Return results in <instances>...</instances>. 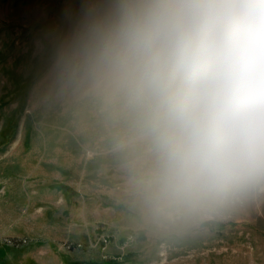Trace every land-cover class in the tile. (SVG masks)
Here are the masks:
<instances>
[{
    "label": "rangeland",
    "instance_id": "rangeland-1",
    "mask_svg": "<svg viewBox=\"0 0 264 264\" xmlns=\"http://www.w3.org/2000/svg\"><path fill=\"white\" fill-rule=\"evenodd\" d=\"M116 0H0V264H264V190L161 223L121 130L72 79Z\"/></svg>",
    "mask_w": 264,
    "mask_h": 264
},
{
    "label": "clouds",
    "instance_id": "clouds-1",
    "mask_svg": "<svg viewBox=\"0 0 264 264\" xmlns=\"http://www.w3.org/2000/svg\"><path fill=\"white\" fill-rule=\"evenodd\" d=\"M72 79L121 130L131 194L156 221L264 190V0H116Z\"/></svg>",
    "mask_w": 264,
    "mask_h": 264
}]
</instances>
